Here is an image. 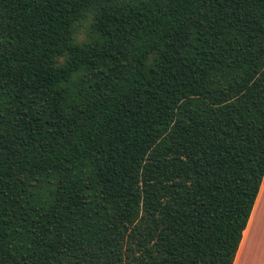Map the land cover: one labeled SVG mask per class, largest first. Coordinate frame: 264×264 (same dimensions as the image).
Returning <instances> with one entry per match:
<instances>
[{
	"label": "trees",
	"instance_id": "16d2710c",
	"mask_svg": "<svg viewBox=\"0 0 264 264\" xmlns=\"http://www.w3.org/2000/svg\"><path fill=\"white\" fill-rule=\"evenodd\" d=\"M263 175L264 0H0V264H231Z\"/></svg>",
	"mask_w": 264,
	"mask_h": 264
},
{
	"label": "rangeland",
	"instance_id": "374dc122",
	"mask_svg": "<svg viewBox=\"0 0 264 264\" xmlns=\"http://www.w3.org/2000/svg\"><path fill=\"white\" fill-rule=\"evenodd\" d=\"M97 4V2L95 3ZM91 7L86 10L84 12V14L82 15V17L75 23L74 29H75V37L77 40H83L87 34V31L90 32L89 29V24H90V18L93 16V7L95 5H90ZM88 32V33H89ZM250 116L253 118H261L260 114H257L256 112H252L250 113ZM146 142L148 141H152L153 139H148L146 140V137L143 139ZM147 156L148 154H145L143 157V161L141 163L142 167L140 166L139 168L136 169V173H135V177L136 180H138V178H141L142 176H144V170L145 168H143V165L145 164L146 160H147ZM151 158V157H150ZM144 169V170H143ZM141 180V179H140ZM261 183L264 187V176L262 177ZM142 211L139 210L138 216L136 218V221H132L133 223L128 227L127 224L124 223V231H125V236H124V241L123 243L127 242L129 243L131 246H134L135 244H137L138 242L142 241L144 238L141 237L140 232L136 229L137 224V220L142 217ZM126 220H129V218H127ZM262 231V233H264V192L261 196V200L259 203V206L257 208V211L255 213V217H254V221H253V227H252V232H254V234L257 236V232ZM251 232V234H252Z\"/></svg>",
	"mask_w": 264,
	"mask_h": 264
},
{
	"label": "crops",
	"instance_id": "0c3cea01",
	"mask_svg": "<svg viewBox=\"0 0 264 264\" xmlns=\"http://www.w3.org/2000/svg\"><path fill=\"white\" fill-rule=\"evenodd\" d=\"M261 183L260 181L258 191L244 229L241 232L240 240L231 264H264V233L259 231L256 236L254 232H252L255 213L264 192L263 183Z\"/></svg>",
	"mask_w": 264,
	"mask_h": 264
}]
</instances>
